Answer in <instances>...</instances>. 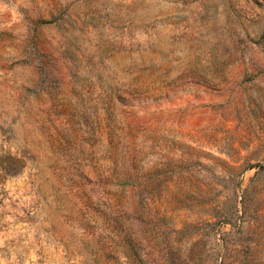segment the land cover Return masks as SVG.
Returning <instances> with one entry per match:
<instances>
[{
  "label": "rangeland",
  "instance_id": "obj_1",
  "mask_svg": "<svg viewBox=\"0 0 264 264\" xmlns=\"http://www.w3.org/2000/svg\"><path fill=\"white\" fill-rule=\"evenodd\" d=\"M0 264H264V0H0Z\"/></svg>",
  "mask_w": 264,
  "mask_h": 264
}]
</instances>
